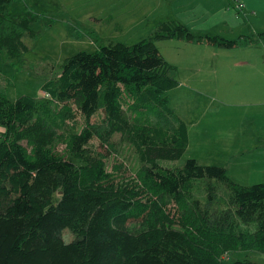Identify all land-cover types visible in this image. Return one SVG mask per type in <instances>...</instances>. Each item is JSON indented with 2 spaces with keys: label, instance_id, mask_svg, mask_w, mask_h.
I'll return each instance as SVG.
<instances>
[{
  "label": "trees",
  "instance_id": "16d2710c",
  "mask_svg": "<svg viewBox=\"0 0 264 264\" xmlns=\"http://www.w3.org/2000/svg\"><path fill=\"white\" fill-rule=\"evenodd\" d=\"M13 1L0 0V52L7 61L29 54L25 39L38 37L30 16L7 13ZM259 38L264 32L235 40L200 36L164 22L133 46L66 58L58 77L42 87L46 99L12 102L0 94V264H225L230 252L264 254V183L241 185L225 168L195 159L180 169L161 165L185 155L189 129L168 96L179 86L170 75L176 67L156 45L181 39L237 49L258 45ZM117 136L138 162L130 182L118 175L125 166L109 170L102 153ZM61 142L63 154L55 147ZM202 179L226 185L224 222L192 197L193 182ZM172 207L182 212L178 218ZM229 215L257 223V231H236ZM66 230L77 238L65 242Z\"/></svg>",
  "mask_w": 264,
  "mask_h": 264
},
{
  "label": "rangeland",
  "instance_id": "374dc122",
  "mask_svg": "<svg viewBox=\"0 0 264 264\" xmlns=\"http://www.w3.org/2000/svg\"><path fill=\"white\" fill-rule=\"evenodd\" d=\"M6 11L12 16H30L32 29L38 32L35 41L25 39L31 49L26 56L7 61L5 53L0 52V94L12 102L21 96L46 99L42 87L49 79L58 77L60 64L66 58L79 52L93 53L103 46H133L149 38L162 23L174 21L170 19L173 15L162 11L155 0L148 4L139 0H14ZM243 12L246 15L240 27L230 30L220 25L216 29L219 34L211 35L235 40L241 34L251 37L252 29L264 31L263 13L258 12L259 18L252 22L253 14ZM213 25L207 28L211 32ZM197 26L191 23L188 28L195 35L208 34L206 30L195 29ZM258 40V45H242L237 49L201 46L181 39L156 42L164 58L176 67L170 75L178 80L179 86L168 94L170 105L180 119L189 123L193 145L201 148L191 151L188 148L179 161L161 162L163 167L180 169L189 159H195L201 165L225 168L228 177L241 185L264 183V39ZM215 120L220 123V131L222 126L225 129L220 142L231 141L238 147L232 155L207 147V142L215 141V136L206 135L204 128L213 132L217 127L213 124ZM112 143V147L102 146L108 168L124 165L125 169L118 175L130 182L139 169L135 153L129 145L120 142L119 136ZM23 145L27 147L26 142ZM55 147L63 154L62 142ZM191 195L208 205L211 214L224 222L223 216L230 206V194L224 183L196 180ZM171 210L175 218L182 214L177 207ZM229 217L236 231L254 233L258 229L257 223ZM63 237L69 243L77 235L66 230ZM223 258L225 264L238 260L264 264V254L256 251L230 252Z\"/></svg>",
  "mask_w": 264,
  "mask_h": 264
},
{
  "label": "crops",
  "instance_id": "0c3cea01",
  "mask_svg": "<svg viewBox=\"0 0 264 264\" xmlns=\"http://www.w3.org/2000/svg\"><path fill=\"white\" fill-rule=\"evenodd\" d=\"M141 4L151 3L152 0H139ZM155 2L159 5L162 11H166L173 15L171 20L180 22L187 27L191 23H197L198 26L195 28L197 30H206L208 34H219L216 33V29L223 25L224 28H228L230 30L235 29L236 27H240L243 22L244 13L241 15H237L236 9L241 7L239 4L245 6L246 12L252 13L253 15L250 17L252 22H255L258 18V12L264 14V5L262 4V0H155ZM240 10L242 11V8ZM139 13L144 14L142 11ZM222 15V18H219ZM217 19L218 22H215ZM222 20V21H221ZM242 20V22H241ZM221 23V24H220ZM213 25L212 32L209 31L208 26ZM254 32H264L263 29H252ZM218 32L221 31L218 29ZM243 35V34H241ZM240 36V35H239ZM236 39V38H235ZM201 46H204L203 44ZM207 49L209 46H206ZM204 68V67H203ZM205 69V68H204ZM192 123V122H191ZM189 125V123H187ZM214 126L216 129L211 132L210 129L204 128L206 135L215 136V141L207 142V147L210 149L219 148L224 150L228 155H232V153L238 149L236 143L229 142H220L219 138L224 139V127L221 126V131L218 129L220 123L215 120ZM219 143V144H218ZM189 151L192 149L200 150V146L196 147L193 145V133L189 129ZM188 151V150H187ZM197 158V157H195Z\"/></svg>",
  "mask_w": 264,
  "mask_h": 264
}]
</instances>
